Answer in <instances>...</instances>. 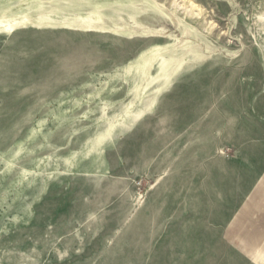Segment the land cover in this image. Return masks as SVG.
Masks as SVG:
<instances>
[{"label": "rangeland", "instance_id": "obj_1", "mask_svg": "<svg viewBox=\"0 0 264 264\" xmlns=\"http://www.w3.org/2000/svg\"><path fill=\"white\" fill-rule=\"evenodd\" d=\"M260 16L264 0H0V264H192L183 126L262 134Z\"/></svg>", "mask_w": 264, "mask_h": 264}, {"label": "crops", "instance_id": "obj_2", "mask_svg": "<svg viewBox=\"0 0 264 264\" xmlns=\"http://www.w3.org/2000/svg\"><path fill=\"white\" fill-rule=\"evenodd\" d=\"M198 124L183 126L198 136V151L183 157V254L192 264H264V128L238 142L222 120Z\"/></svg>", "mask_w": 264, "mask_h": 264}, {"label": "bare ground", "instance_id": "obj_3", "mask_svg": "<svg viewBox=\"0 0 264 264\" xmlns=\"http://www.w3.org/2000/svg\"><path fill=\"white\" fill-rule=\"evenodd\" d=\"M183 1H184V0H183ZM180 2H181V1H180ZM191 4H192V3H191ZM179 5H181V4H179ZM154 6L159 8L161 5H157V4H155ZM173 7H174V8H178V6H173ZM180 8H181V7H180ZM187 8H188V7L184 8V12H189V10H188ZM199 14H200V13H196L197 16H199ZM257 18H258V17H257ZM261 19L264 20V16H260V17H259V20H261ZM6 26H7V25H6ZM183 30H184V31H187L184 27H183Z\"/></svg>", "mask_w": 264, "mask_h": 264}]
</instances>
